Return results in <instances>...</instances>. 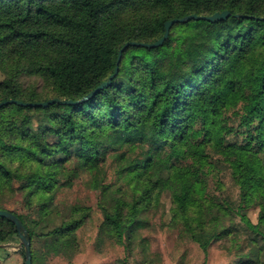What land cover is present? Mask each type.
Returning <instances> with one entry per match:
<instances>
[{
    "label": "trees",
    "instance_id": "1",
    "mask_svg": "<svg viewBox=\"0 0 264 264\" xmlns=\"http://www.w3.org/2000/svg\"><path fill=\"white\" fill-rule=\"evenodd\" d=\"M224 10L222 21L175 23L159 47L129 46L117 64L126 42L156 41L167 20ZM263 18L264 0H0V101H79L117 67L84 101L0 107V209L27 229L32 264L81 251L91 208L56 204L80 171L99 190L97 250L106 239L127 250L169 191L179 237L264 264ZM107 161L124 183L103 182ZM16 192L33 217L8 208ZM10 235L0 217V242Z\"/></svg>",
    "mask_w": 264,
    "mask_h": 264
},
{
    "label": "rangeland",
    "instance_id": "2",
    "mask_svg": "<svg viewBox=\"0 0 264 264\" xmlns=\"http://www.w3.org/2000/svg\"><path fill=\"white\" fill-rule=\"evenodd\" d=\"M4 74L0 70V80ZM23 80L28 85H35L38 89L43 85L42 80L37 77ZM264 162V150L260 153ZM105 171L104 183H124L117 179L114 164L110 161L102 165ZM90 175L86 171H80L79 175L72 179L71 185L61 186L57 193L56 204L58 208L67 207L72 204L86 205L91 208L90 216L84 225L77 230L81 251L71 260L63 257L48 258V264H234L238 257L233 252H225L223 246L230 247L225 241H212L207 249L195 240H187L179 237V227L171 221V194L169 191L162 192L160 203L146 213L148 219L147 227L138 230L136 238L132 242H125L127 250L114 240L106 239L97 250L95 241L103 222V215L98 205L99 190L90 188L87 181ZM225 183L231 185L230 178L224 177ZM18 182L14 186L17 187ZM235 193V189H234ZM8 203V208L17 213L27 214L33 217L35 212L24 207L23 193L16 192ZM31 205H37L38 199L32 198ZM258 208L248 210V216L254 223L257 221ZM142 238L144 240L142 241ZM196 238L205 241L207 233L197 234ZM45 263V264H46Z\"/></svg>",
    "mask_w": 264,
    "mask_h": 264
},
{
    "label": "water",
    "instance_id": "3",
    "mask_svg": "<svg viewBox=\"0 0 264 264\" xmlns=\"http://www.w3.org/2000/svg\"><path fill=\"white\" fill-rule=\"evenodd\" d=\"M228 16H229V11L224 10L221 12H215V13L208 15V16L188 14V15H185V16L180 17V18H173V19L167 20L164 23L163 35L160 38H158L156 41H154V42H136V41L126 42L120 48V50L118 52L117 64L119 63L121 53L126 48H128L129 46H142V47H147V48H154V47L161 46L163 44V42L166 40V38L168 37L171 27L175 23H184V22H188L190 20H207L209 22H217V21L225 20ZM116 72H117V67L115 68L114 73H112L107 78V80L103 81L96 89H94L89 94L82 97L79 101L86 100L87 98H89L91 95H93L98 90L106 87L110 83L111 79L116 75ZM79 101H72L70 99L69 100H60L58 98H52V99H49L47 101H42V102L26 103V102H22V101L15 100V99H8V100L0 101V107H2L3 105H6V104H11V103H15L18 105L46 106L50 103H55V102L71 104V103H77ZM0 217L7 218L13 223V225L15 226V228L17 230V236H18V239L20 241V246L22 247V249L24 251V255H25L24 264H32L31 250H30V239L28 237L27 229L25 228L22 221L11 211L4 210V209H0Z\"/></svg>",
    "mask_w": 264,
    "mask_h": 264
},
{
    "label": "crops",
    "instance_id": "4",
    "mask_svg": "<svg viewBox=\"0 0 264 264\" xmlns=\"http://www.w3.org/2000/svg\"><path fill=\"white\" fill-rule=\"evenodd\" d=\"M21 251L22 247L20 246L18 236H8L4 241L0 242V264H22L23 257ZM55 258H58V256Z\"/></svg>",
    "mask_w": 264,
    "mask_h": 264
}]
</instances>
